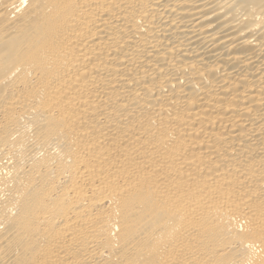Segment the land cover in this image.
I'll return each mask as SVG.
<instances>
[{"label":"bare ground","instance_id":"6f19581e","mask_svg":"<svg viewBox=\"0 0 264 264\" xmlns=\"http://www.w3.org/2000/svg\"><path fill=\"white\" fill-rule=\"evenodd\" d=\"M0 264H264V0H0Z\"/></svg>","mask_w":264,"mask_h":264}]
</instances>
